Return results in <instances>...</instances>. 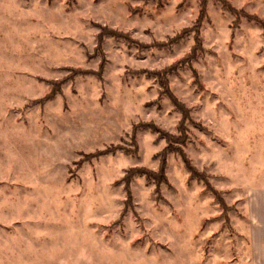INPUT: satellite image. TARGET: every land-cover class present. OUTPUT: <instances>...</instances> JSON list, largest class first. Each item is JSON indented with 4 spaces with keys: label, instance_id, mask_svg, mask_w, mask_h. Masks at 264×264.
<instances>
[{
    "label": "rangeland",
    "instance_id": "obj_1",
    "mask_svg": "<svg viewBox=\"0 0 264 264\" xmlns=\"http://www.w3.org/2000/svg\"><path fill=\"white\" fill-rule=\"evenodd\" d=\"M263 192L264 0H0V264H250Z\"/></svg>",
    "mask_w": 264,
    "mask_h": 264
},
{
    "label": "crops",
    "instance_id": "obj_2",
    "mask_svg": "<svg viewBox=\"0 0 264 264\" xmlns=\"http://www.w3.org/2000/svg\"><path fill=\"white\" fill-rule=\"evenodd\" d=\"M252 228L250 229V264H264V192L255 199ZM188 264H200L192 261Z\"/></svg>",
    "mask_w": 264,
    "mask_h": 264
},
{
    "label": "trees",
    "instance_id": "obj_3",
    "mask_svg": "<svg viewBox=\"0 0 264 264\" xmlns=\"http://www.w3.org/2000/svg\"><path fill=\"white\" fill-rule=\"evenodd\" d=\"M214 197L216 198L215 194H214ZM217 197H218V196H217ZM216 199H217V198H216ZM217 202H218L219 206L222 208V211H225V209H224V205H223L222 201H220L219 199H217Z\"/></svg>",
    "mask_w": 264,
    "mask_h": 264
}]
</instances>
